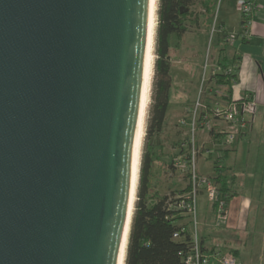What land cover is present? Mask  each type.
<instances>
[{
  "label": "water",
  "instance_id": "1",
  "mask_svg": "<svg viewBox=\"0 0 264 264\" xmlns=\"http://www.w3.org/2000/svg\"><path fill=\"white\" fill-rule=\"evenodd\" d=\"M149 5L0 0V264H117Z\"/></svg>",
  "mask_w": 264,
  "mask_h": 264
},
{
  "label": "rangeland",
  "instance_id": "2",
  "mask_svg": "<svg viewBox=\"0 0 264 264\" xmlns=\"http://www.w3.org/2000/svg\"><path fill=\"white\" fill-rule=\"evenodd\" d=\"M199 2L200 0H196L195 4L192 5L190 9L196 12L201 11ZM159 3L160 0L157 1L155 12L152 75L150 81L148 102L145 108L146 111L143 131L144 137H142L140 147L137 186L133 207L137 200L140 175L139 169L142 165L148 120L154 102L155 84L157 82L155 61L157 59L156 34L158 27ZM226 3H228L229 6L235 7V9L237 10L236 2L234 0H213V32L212 30L206 32L204 27L202 26L198 27L197 29L192 28L183 36L180 47L178 49H171L169 51V58L171 63L170 102L163 130L158 136V140L160 142V145L162 146L163 153L166 154V156L163 158L164 162L168 161L172 156H174L175 159L180 154L179 150H181V144L190 141L192 138L189 131V126H181L179 123L183 120L188 124V110L192 108L193 103L196 100L199 88L202 86L206 89L204 97L205 103L207 104L214 103L216 100L215 98L220 96L221 90L215 86L213 81L210 82L209 89H207V82L205 79L202 85L201 82L203 74H206L207 78L209 74V70H207V67L204 71L205 63H207V65H212L215 63V39L217 35L216 31L220 22L221 10ZM207 137L208 135L206 132L197 131L194 134L195 148L199 150L200 153V155H197V167L199 173L203 176L209 177H214L215 175L220 174L229 178L230 174L228 173V168L229 165H232V161L225 157V152L232 146L224 145L222 140L220 141V143H213L212 141L206 142ZM201 142H203L205 146H203ZM241 143L243 148H240L243 151L241 152V155L238 153L237 160L234 162L237 167V174H239L240 171H244L239 174L241 175L239 179L243 184L241 191L249 194L250 192H253L255 190H260L262 194V200H264V180L261 181V179H258V177L264 175V148L256 147L253 144L249 145V143L245 139ZM198 147H201L203 151L201 152ZM206 151H208V153ZM154 166V168H160V172L153 182L154 189L159 193L160 196H170L172 193H177L187 186L186 178L182 174L176 172L175 170H170L166 167H163V163L161 162H156ZM253 176L257 177L254 188L250 185L255 180L253 179ZM171 197L172 196H170V198ZM262 205H264V203H261L262 209H260L259 211L254 210V213L253 211L250 212L252 225L248 228V230H246L245 233H241V236H239L238 239L243 241V246L241 248L237 247L239 250V259L241 261H244V263L246 264H251L250 259L252 261L260 259L262 263H264V212ZM187 221L188 220H185V222ZM207 224L214 229L215 238H218V240L224 238L221 237V235L223 232V228H225V224H216L215 218H213V216L210 215L209 211H207V200L205 195L199 194L196 198V230L198 232V235L200 234V231L203 229V227L207 228ZM188 228L191 232L193 231L192 225H190ZM229 235L230 233H228L224 239H227ZM217 245L221 246L224 249L235 247L231 245L227 246L224 243H219ZM215 247L219 248L218 246ZM240 263L242 264V262Z\"/></svg>",
  "mask_w": 264,
  "mask_h": 264
},
{
  "label": "trees",
  "instance_id": "3",
  "mask_svg": "<svg viewBox=\"0 0 264 264\" xmlns=\"http://www.w3.org/2000/svg\"><path fill=\"white\" fill-rule=\"evenodd\" d=\"M195 2L196 0H160L159 3L156 34L157 59L155 61L157 82L148 120L137 200L133 207L129 226L124 264H183L179 253L187 250L191 242L188 231L180 234L179 240L173 238L174 233L179 232L182 227L187 229L189 226V222H185L187 216L180 215V211L172 208L173 198L186 194L189 186L187 185L177 193H172L170 196L173 198H170L168 195L160 196L154 189L153 182L160 172V168H154L156 162H161L163 167L174 170L172 166L174 156L164 162L163 158L166 154L163 153L158 140V136L163 130L170 102L171 63L169 51L180 47L183 36L190 29L202 26L206 32H209L213 28V0H200L201 11L198 12L190 9ZM225 38L224 31L217 32L214 64L221 67L223 71L214 76L213 83L221 90V99L230 102L232 87L238 82L235 73L237 64L233 58L228 59L226 56ZM230 68L233 70L225 74L224 71H228ZM209 134L216 139L222 137L214 130ZM209 178L216 185H220L219 190L225 194L227 203L230 197L227 181L219 174ZM211 207L213 216H215L216 206L211 204ZM229 253L236 257L235 251L231 250Z\"/></svg>",
  "mask_w": 264,
  "mask_h": 264
},
{
  "label": "built area",
  "instance_id": "4",
  "mask_svg": "<svg viewBox=\"0 0 264 264\" xmlns=\"http://www.w3.org/2000/svg\"><path fill=\"white\" fill-rule=\"evenodd\" d=\"M236 8L241 18V32L238 34L242 40L250 37L251 26L254 18L260 12L261 6L253 0H234ZM213 32V30H212ZM217 32V31H216ZM235 35H227L225 44L231 45ZM207 67L209 70L208 78L203 74L201 85L204 79L209 89L210 82L213 81L216 74L222 73L223 69L215 64L207 65L205 63L204 71ZM237 68V67H236ZM233 68L224 71L229 73ZM202 86L198 90L196 100L189 112V122L180 121L181 126H189L192 136L191 140L181 144L180 154L173 160V168L176 172L182 174L186 178L189 190L186 194L175 196L173 198L174 210L180 211V215L187 216L189 226H193V231L182 227L179 232L173 234L175 240L180 239V234L185 231L189 232L191 237L190 245L187 250L179 253L183 264H241L238 259L229 252H222L214 249L203 252L200 247V239L196 230V198L199 194L204 193L207 201L216 206L215 222L217 225L226 223V201L218 185L213 183L211 178L203 176L199 173L197 167V155L199 150L195 148L194 134L198 132H206L207 135L212 130L221 134V140L224 145L231 146L239 137V135L249 126L255 113V105L248 95H244L237 99H231L230 102L224 101L220 96L215 98L212 104L205 103L206 89ZM218 94V93H217ZM202 152L203 149L198 147ZM208 153V151H206Z\"/></svg>",
  "mask_w": 264,
  "mask_h": 264
},
{
  "label": "crops",
  "instance_id": "5",
  "mask_svg": "<svg viewBox=\"0 0 264 264\" xmlns=\"http://www.w3.org/2000/svg\"><path fill=\"white\" fill-rule=\"evenodd\" d=\"M253 1L257 2L261 6V9L252 22L250 37L244 40L238 37V34L241 32V18L238 10H236L235 7L229 6L228 3H226L221 10L220 22L217 29V32L224 31L226 36L231 34L235 35L231 45L225 44L226 56L228 59L233 58L237 64V71L235 73L238 82L232 87V99L248 95L255 105V113L251 123L231 145L232 147L225 152V157L232 161V165H229L228 168V173L230 174L229 178L221 175L228 183V194L230 195L226 203V223L221 237L225 238L228 233H230V235L227 239L221 238L218 240V238L214 237V229L208 224L207 228L203 227L199 234L203 252L214 249L220 251L225 250L224 252H230L232 250L236 252V257L242 264L246 263L239 259L238 248L243 246V241L238 240L239 236H241V233H245L252 225L250 212L253 211L254 213V210L259 211L262 209L261 203H264L260 190H255L249 194L241 191L243 184L239 179L241 176L239 174L244 171H240V173L237 174V167L234 163L237 160L238 153L241 155L243 151L241 149L243 148L241 142L244 139L247 140L249 145L253 144L256 147L264 148V0ZM209 141L220 143L221 139H216L213 135L209 134L206 142ZM201 143L205 146L203 142ZM256 178V176H253L255 180L250 184L253 188L256 183L255 181H257ZM258 179H261V181L264 180V175L258 177ZM218 187L220 188V185H218ZM201 194L204 195V193ZM262 207L264 212V205H262ZM207 211L213 216L211 203L208 201ZM219 243L235 247L224 249L217 245ZM250 262L251 264H264L260 259L255 261L250 259Z\"/></svg>",
  "mask_w": 264,
  "mask_h": 264
},
{
  "label": "bare ground",
  "instance_id": "6",
  "mask_svg": "<svg viewBox=\"0 0 264 264\" xmlns=\"http://www.w3.org/2000/svg\"><path fill=\"white\" fill-rule=\"evenodd\" d=\"M158 0H150L148 21H147V60L144 68V84L142 88V101L138 113L134 153H133V171L130 179V193L127 207V215L125 221V227L122 234L121 245L119 248V258L117 264H124L125 251L128 240L129 226L131 222V217L133 214V203L135 199V192L137 186L138 177V166L140 158V147L144 131V117L145 108L148 102V95L150 89V81L152 75V65H153V33L155 30V12ZM140 170V169H139Z\"/></svg>",
  "mask_w": 264,
  "mask_h": 264
}]
</instances>
